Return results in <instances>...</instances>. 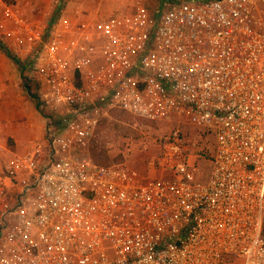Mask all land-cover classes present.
Masks as SVG:
<instances>
[{
    "label": "built area",
    "instance_id": "2783aa9c",
    "mask_svg": "<svg viewBox=\"0 0 264 264\" xmlns=\"http://www.w3.org/2000/svg\"><path fill=\"white\" fill-rule=\"evenodd\" d=\"M148 2L44 26L0 0L59 126L0 175V264H264V0ZM105 108L172 128L100 165Z\"/></svg>",
    "mask_w": 264,
    "mask_h": 264
},
{
    "label": "rangeland",
    "instance_id": "374dc122",
    "mask_svg": "<svg viewBox=\"0 0 264 264\" xmlns=\"http://www.w3.org/2000/svg\"><path fill=\"white\" fill-rule=\"evenodd\" d=\"M6 4L17 5L23 12L42 25H49L54 18L75 20L83 14L106 17L118 12H127L135 7L138 0H3ZM165 0H149L150 7H157ZM0 30V41L6 44ZM8 51L25 66L22 71L7 51L0 49V175L6 172L7 164L18 153L27 152L32 144L43 140L50 129L58 130L56 117L41 104L31 101L25 91L27 81H31L30 64L14 53L10 45ZM171 125L150 124L121 109L105 108L96 128L91 155L100 165H110L125 161L126 146L129 141L149 143L159 142L162 131ZM139 163L143 161L137 159ZM138 165V163H137Z\"/></svg>",
    "mask_w": 264,
    "mask_h": 264
},
{
    "label": "trees",
    "instance_id": "16d2710c",
    "mask_svg": "<svg viewBox=\"0 0 264 264\" xmlns=\"http://www.w3.org/2000/svg\"><path fill=\"white\" fill-rule=\"evenodd\" d=\"M0 49L7 51L8 55L10 56V58L14 62H16V64L19 66V68L22 71L25 70L24 64L16 56H14L13 54H11L8 51V48H7L6 44H4L2 41H0ZM25 91H26L29 99L31 101L35 102L38 107H40L41 104H42V101H41V97H40L39 86L36 85V83L33 80H31V81L29 80V81H27V83L25 85ZM263 235H264V225H263Z\"/></svg>",
    "mask_w": 264,
    "mask_h": 264
}]
</instances>
